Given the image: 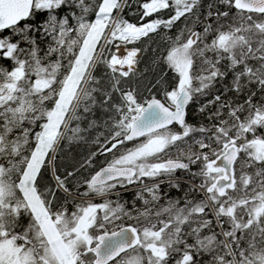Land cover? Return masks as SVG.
Listing matches in <instances>:
<instances>
[{
  "label": "rangeland",
  "instance_id": "rangeland-1",
  "mask_svg": "<svg viewBox=\"0 0 264 264\" xmlns=\"http://www.w3.org/2000/svg\"><path fill=\"white\" fill-rule=\"evenodd\" d=\"M229 1L171 0L169 10L173 12L169 16L150 15L141 21L143 14L163 10L166 0L140 5L137 0H35L34 9L55 13L58 23L51 48L57 49L54 54L61 59L53 66H34L39 62L30 48L19 46L18 42H26L27 38L18 26L9 33L13 37L14 32H20L18 40L9 42L6 36L0 40V217L11 212L14 222L16 215L28 208V212L32 210L31 222L34 220L29 228L31 237L10 234L8 226L0 221V264H92L90 248L98 233L126 223L135 224L161 202L164 194L154 187L159 183L149 184L146 191L136 185L128 190V196H114V202L107 197L100 204L92 197L76 196L70 191L84 190L83 183L94 167L107 161L88 158L105 145L102 138H108L110 132L113 138L123 137L142 101L157 97L172 105L184 87L192 99L187 124L178 133L187 132V137L177 139L174 130L149 135L128 146L125 154L119 151L109 157V163L136 164V179H142L157 172L154 167L162 158L180 155L187 165L189 162L188 174L199 182H192L185 175L165 176V184L178 181L180 185H176L174 193L182 199L199 186L206 201L193 210L187 208L174 224H164L173 236L168 246L162 236L165 230L153 231L152 222L141 223L142 243L114 264H144V255L162 264L167 247L174 249L181 244L183 248L178 247L176 253L169 250L173 254L167 264H264V52L257 54V45L250 50L246 41L242 46L244 40L238 33L248 32L263 18L239 14L223 21L220 17L229 10ZM134 4L142 10L136 23L122 16L125 9L136 8ZM118 13L122 19L116 23H123L109 30L116 25ZM131 24L135 26L128 30ZM111 31L113 40L105 44ZM193 31L198 33L195 43L189 41ZM121 32L129 33L130 38L119 41ZM234 38L241 45L239 57L232 55ZM76 45L79 49L75 50ZM119 45L140 52L138 64L125 79L124 74L107 66ZM18 53L24 59L18 61ZM66 56L71 61L62 67ZM2 58L10 63L9 69ZM96 59L94 74L82 91ZM229 71L232 72L227 75ZM59 72L62 78L56 80L58 90L46 112L48 119L38 123L37 132L30 131L45 113L46 101H50L49 92L43 89L52 85ZM231 75L233 80L225 84ZM224 126L230 129L228 134ZM230 143H235L239 151L234 166L236 183L217 193L208 188L223 173L210 169L209 162ZM76 151L82 153L81 166L86 165L74 172L68 163L75 153L78 155ZM52 164L56 183L49 171ZM41 171L45 172L39 189L36 179ZM204 189L209 192V199ZM206 216H210L207 221ZM29 224L24 221L23 228ZM188 236H194L197 242L188 244Z\"/></svg>",
  "mask_w": 264,
  "mask_h": 264
},
{
  "label": "water",
  "instance_id": "water-1",
  "mask_svg": "<svg viewBox=\"0 0 264 264\" xmlns=\"http://www.w3.org/2000/svg\"><path fill=\"white\" fill-rule=\"evenodd\" d=\"M32 1L0 0V29L16 25L22 19L27 18L31 10ZM235 4L239 9L246 12L264 13V0H235ZM195 39L196 33H193L191 40L195 41ZM189 99V93L183 89L174 102L175 109L173 110L159 100L151 99L143 112L132 123L126 140L138 138L168 127L173 122H178L181 125L184 121V110ZM236 157V147L229 146L213 164L214 168H223L228 176V179L222 178L217 181L218 190H222L232 184L230 177ZM179 164L183 165L177 161L165 162L168 167H175ZM134 174L135 170L130 167H105L92 178L90 184L98 185L117 178H131ZM97 240V244L92 248V252L95 255L93 264H108L123 252L135 247L139 242V236L134 227L125 226L112 233L100 234Z\"/></svg>",
  "mask_w": 264,
  "mask_h": 264
},
{
  "label": "trees",
  "instance_id": "trees-1",
  "mask_svg": "<svg viewBox=\"0 0 264 264\" xmlns=\"http://www.w3.org/2000/svg\"><path fill=\"white\" fill-rule=\"evenodd\" d=\"M226 8H229V10L225 11L220 17L223 21H225L226 18H229L232 15L245 14V13L239 11L235 7L233 0H230L228 2ZM129 15L130 14L128 12V16ZM247 15H249L250 17H252L254 19H260L261 17L263 19L261 22L254 24V26L248 32H241V31L238 32L241 35L240 38L244 40L241 42V44L243 46L245 44V41H246L248 43L247 46L250 47V50H253L252 47L257 45L258 46L257 47L258 53H261V51L264 52L263 51L264 50V15H255V14H247ZM126 19L136 21L137 18L127 17ZM217 20H219L218 17H217ZM56 25H57L56 16L54 14H50L46 10H35V9H33L29 18L22 21L20 23V25L18 26L22 30V33H24L26 35V38H27L26 42L25 41H19L18 42L19 46H27L30 48V52L33 53V56H35V58L39 62L38 64H35L34 66H37V65L41 66L42 63H44V64L47 63V65L49 64L48 66H53V64L55 65L57 62L60 61L61 58H58L57 56L54 55V53L57 51V49L55 50V49L51 48V44L54 43V39H55L54 37H55L56 29H57ZM11 32H13V31L5 30V31L0 32V40H3V38L5 36H6V38L9 37L10 36L9 33H11ZM235 34H237V33H235ZM13 35H14L13 37H9V42L10 41L15 42L16 39L18 40V38H20V32H18V33L14 32ZM14 38H15V40H14ZM240 47H241V45L239 46L238 43L236 42L235 38H234V44L232 47L233 57H236V56L239 57V53H240V49H241ZM50 48H51V51H50ZM61 49H63V48H61ZM73 49H75V50L78 49V46L77 45H76V47L73 46ZM47 52H48V54H47ZM17 55H18L17 56L18 61H19V59H24V57L20 53H18ZM68 55L69 54H67V56ZM205 55H206V53L204 54V56ZM67 56H66V58H63L64 59L63 61H66L68 59ZM201 56L202 55H200L199 57H201ZM199 57H196V61H198V62H199ZM55 59H57V60L55 61ZM1 61L4 65L9 66L7 59L2 58ZM258 101L261 102V99H259ZM46 112H47V110L45 111L44 114H42V116L39 119V122H41L45 118ZM43 116H44V118H43ZM38 129H39V127H38V124L36 123V124L31 126L30 131L35 132ZM224 131L226 134H228L230 132V129H228V126H224ZM16 137L19 138L20 135H16ZM20 139H22V138H20ZM76 152H78V151H76ZM77 156L75 153V155L72 157V162L68 163L69 165L67 164L68 167L70 168V171H74L75 170L74 168L76 165L83 163V161L80 162V158H82V153L78 152ZM67 165H65V166H67ZM88 194L90 195L91 193L88 192ZM176 200L178 201L177 198H176ZM201 200H202V197H201ZM174 206H175V204L171 205V207H166L165 209H161V210H164L166 213L161 212L160 210L155 212V210H154L151 213H149V215H147L146 217L149 219L151 217H155V216L157 217L158 216V217H165L167 219V218L173 216V212L175 211ZM171 208H172V210H171ZM184 211H185V208L182 209V212H184ZM143 220H145V217H143ZM24 221H25V217L23 215H19L15 218L14 227L10 226V228L12 230L16 231V233H17V232L21 231V228H23V222ZM164 224H168V223H165V222L150 223V226L153 227L154 230H156L158 228L165 226ZM143 226H145V225H143ZM14 231L12 233H15ZM162 236L165 239V245L168 246L169 240H171V238H172V235L170 234L169 229H166L165 234H162ZM176 247L177 248H174V249H173V247H171L170 249L167 247V255H166L167 261H169L172 258L170 256V254H173L172 253L173 251H169V250H175L174 251L175 253L177 251H179L176 249H178V247H180V246L178 245ZM166 260H165V258H163L162 264H167ZM143 261H144V264H156L154 261V258L149 257L147 255H144Z\"/></svg>",
  "mask_w": 264,
  "mask_h": 264
},
{
  "label": "flooded vegetation",
  "instance_id": "flooded-vegetation-1",
  "mask_svg": "<svg viewBox=\"0 0 264 264\" xmlns=\"http://www.w3.org/2000/svg\"><path fill=\"white\" fill-rule=\"evenodd\" d=\"M101 1V0H100ZM143 2H145V0H143ZM142 10L140 9V12H141ZM140 12L137 10V14H140ZM122 16H124L123 14H122ZM90 17H93V14H91L90 15ZM120 17H119V13L116 15V18H115V21L114 22H117V20L119 19ZM117 19V20H116ZM120 19H122V18H120ZM123 23V20H121V21H119L118 23H116V25H112L111 26V29H115V28H119L120 26H121V24ZM97 64H98V60L96 59L95 60V68L97 67ZM96 97H97V95L95 96V99H96ZM51 103H50V101H46V104L45 105H50ZM30 126V125H29ZM168 130H174L175 131V134H174V137H176L177 139L178 138H184L185 139V133L184 132H182V133H179L178 134V130L175 128V127H172V128H169V129H165V130H163V131H160V132H158V133H164V132H166V131H168ZM107 137H105V138H102L103 140V142H104V146H101V147H98L97 149H95L94 150V156L92 157V158H88L89 160L88 161H94L95 160V162H97L98 161V159L99 158H103V159H105V160H107V161H103V162H101V163H98V165H97V167H94V169H93V172H92V174L91 175H94L101 167H103V166H105V165H117V164H112V163H109L110 161H111V159L109 158V157H114L115 156V154H118L119 153V151H120V153H123V154H125L126 153V151H127V148H128V146H130L131 144H134L135 142H138L139 140H137V141H132V142H126V141H124V137H117V138H113V135L111 134V132H110V134H109V137L106 139ZM169 158L170 159H180V160H183L182 158H181V156L180 155H177V154H171V155H169ZM185 163H186V159L185 160H183ZM94 162V163H95ZM83 165H85V164H83ZM82 165V166H83ZM120 166H122L121 164H119ZM118 165V166H119ZM81 164H79V165H76L75 166V170H74V172L76 171V170H78V169H81ZM191 169V167H190V165H189V162H188V165H187V163H186V167L185 168H183V169H171V170H168V169H166V172H171L172 174H174V175H172V176H182V177H184V175L185 176H187L188 178H190L191 177V175L190 174H188V171ZM191 181H196V182H199V179H196L195 177L194 178H191ZM121 182V183H120ZM121 184V185H120ZM127 184H128V181H118V182H116L115 183V188L116 189H118L119 187L120 188H122V186L124 187L123 189H121L119 192L120 193H118L117 194V197H118V195L119 196H121V197H125V196H128V194H129V189H128V187H127ZM167 184H165V183H161L159 186L158 185H156V186H154L155 188H157L161 193H163L164 195L162 196L163 198H162V201L161 202H163V203H169L170 204V206L171 205H173V204H175V201H173V200H171L172 199V197H173V195H174V198L176 199L177 197H178V195L177 194H175L174 192H176L177 193V187L176 188H171L170 190H166V189H164V187L166 186ZM180 185V184H179ZM111 186V184H104V185H100V186H97V187H89L90 188V190L92 191V192H94V194H96L98 191H96V190H98V189H100V190H102V191H105L106 189H108L109 187ZM185 186V185H184ZM147 187H151V186H147ZM147 187H143V190L144 191H146L145 189L147 188ZM82 188V186L80 187V189ZM213 188V185H211V186H209V190L210 189H212ZM110 189H112V187L110 188ZM76 190V189H75ZM179 191H181V188H180V190ZM111 193V192H110ZM109 193V194H110ZM145 193H147V192H145ZM93 194V196H96V195H94ZM108 194V195H109ZM112 195L110 194V199L114 202V200H113V197H111ZM160 196H161V194H160ZM104 196H102V197H100V198H98V199H96V201H97V203L98 204H100L103 200H104V198H103ZM186 197H189L190 199L189 200H185L186 199ZM193 197H197V198H199V195H194L193 193H192V191H189L188 193H187V195L185 196V197H183V199L182 198H177L178 199V202L179 203H183L184 204V206H187V204L192 200V198ZM105 198H107V197H105ZM161 202H159L158 204H156L154 207H152L150 210H149V212H151L152 210H157V208L160 206V203ZM190 205V204H189ZM183 206V207H184ZM173 212V211H172ZM196 219V218H195ZM189 220H191V217L189 218ZM206 221H207V218H206ZM118 227H116V228H114V229H112V230H110V231H113V230H115V229H117ZM183 232H184V229L182 230ZM188 238H189V240H191L192 239V241H194L195 243L197 242V239H195V237L194 236H188ZM187 238V239H188ZM194 242H191V244H193ZM181 246H184V244H181ZM180 246V247H181ZM192 249V248H191ZM193 250V249H192Z\"/></svg>",
  "mask_w": 264,
  "mask_h": 264
},
{
  "label": "bare ground",
  "instance_id": "bare-ground-1",
  "mask_svg": "<svg viewBox=\"0 0 264 264\" xmlns=\"http://www.w3.org/2000/svg\"><path fill=\"white\" fill-rule=\"evenodd\" d=\"M136 2V0L134 1L133 0V3H135ZM137 2L139 3V5L141 4V2H143V0H137ZM217 2V1H216ZM62 3V2H61ZM207 4H209V3H207ZM135 5V7H136V4H134ZM204 5V4H203ZM225 6V5H224ZM58 7V6H57ZM225 8V7H224ZM137 10L140 12V10H139V8L138 7H136V8H130V9H125L124 10V12H123V15H124V18H127V17H132V18H139V16H140V14H141V12H140V14H137ZM213 10V9H212ZM219 10V9H218ZM225 10V9H224ZM128 12H129V16H128ZM217 12V11H216ZM227 13V12H226ZM220 14V13H219ZM151 18V17H150ZM210 18V17H209ZM214 19H215V17H213ZM208 19V18H207ZM117 20V19H116ZM213 20V19H212ZM133 21V20H132ZM40 22V21H39ZM203 23V22H202ZM58 24V23H57ZM203 26V25H202ZM205 27V26H204ZM139 32V30H138V28H136V32ZM122 33V32H121ZM130 35H131V32H130ZM14 36V35H13ZM23 36V35H22ZM112 37H113V34H112V31L111 32H109V34H108V37H107V40L108 41H110V40H113L112 39ZM120 40L121 41H126L127 39H128V37L130 38V36H129V33H122V34H120ZM55 38V37H54ZM76 47V46H75ZM120 47V46H119ZM57 48V47H56ZM68 48V47H67ZM56 50V49H55ZM264 51V50H263ZM77 52V51H76ZM262 52V51H261ZM211 53V52H210ZM257 54H260V53H258V50H257V52H256ZM47 54H48V52H47ZM262 54V53H261ZM55 55V54H54ZM138 52L136 51V50H134V49H130V48H126V47H123V46H121L120 48H117L114 52H113V54H112V57H111V59H110V63H109V67L112 69V70H114V71H117V72H120V73H122V74H124V75H127L129 72H131V71H133L134 69H135V62H136V60H137V58H138ZM240 55V54H239ZM1 56V55H0ZM56 56V55H55ZM255 57H256V55H255ZM57 59H55V61H56ZM235 63V62H234ZM47 64V63H46ZM144 64V63H143ZM49 65V64H48ZM142 65V64H141ZM226 65V64H225ZM44 66V65H43ZM46 66V65H45ZM225 68V67H224ZM37 72V71H36ZM231 72L232 71H229L228 72V74L227 75H229V74H231ZM235 72V71H234ZM224 73V72H223ZM137 74V73H136ZM233 75H234V73H233ZM233 75H231V76H227L226 77V80H225V84H227V83H229V82H231L232 80H233ZM228 77H229V79H228ZM109 78V77H108ZM232 78V80H230ZM111 79V78H110ZM116 79V78H115ZM222 82V81H221ZM236 85V84H235ZM133 86V85H132ZM219 87H220V83H219V85H218ZM217 86V87H218ZM102 87V86H101ZM218 87V88H219ZM130 89V88H129ZM216 89V88H215ZM140 90H142V89H140ZM218 90V89H217ZM224 90V89H223ZM226 90V89H225ZM215 91V90H214ZM228 91V90H227ZM227 91H224V92H226L227 93ZM141 92V91H140ZM232 93V92H231ZM247 92H245L244 94H246ZM143 94V93H142ZM218 94V93H217ZM222 95V94H221ZM136 96V95H135ZM204 97V96H203ZM223 97V96H222ZM230 97V96H229ZM241 97V96H240ZM29 98V97H28ZM157 98V97H156ZM97 99V98H96ZM100 99V98H99ZM225 99V98H224ZM1 101V100H0ZM224 101V100H223ZM230 100H228V102H229ZM94 102V101H93ZM263 102V101H262ZM204 103V102H203ZM227 103V102H226ZM230 103V102H229ZM2 105V104H1ZM44 107H45V111L46 110H49L50 108H51V104L50 105H44ZM200 107V106H199ZM71 109V108H70ZM197 114V113H196ZM201 114V113H200ZM30 115V114H29ZM90 115V114H89ZM42 116V115H41ZM91 116V115H90ZM81 117V116H80ZM64 118V117H63ZM82 118V117H81ZM197 119V118H196ZM42 120V119H41ZM96 120V119H95ZM115 123V122H114ZM219 123V122H218ZM99 124H100V122H99ZM95 126V125H94ZM102 126H103V124H102ZM205 126V125H204ZM87 128V127H86ZM92 129V128H91ZM98 130H99V128H98ZM234 130V129H233ZM103 131V130H102ZM105 131H107V130H105ZM37 132V131H36ZM98 132V131H97ZM224 132V131H223ZM92 133V132H91ZM95 133V132H94ZM99 133V132H98ZM35 134V133H34ZM107 135V134H106ZM95 136V135H94ZM101 136V135H100ZM108 136V135H107ZM88 138V137H87ZM93 138H95V137H93ZM27 139V138H26ZM96 140V139H95ZM78 141V140H77ZM93 141V140H92ZM99 141H100V139H99ZM29 142V141H28ZM78 143V142H77ZM82 143V142H81ZM73 144V143H72ZM85 144H86V142H85ZM70 145V144H69ZM89 145V144H88ZM87 146V145H86ZM18 148V147H17ZM74 151V150H73ZM66 152V151H65ZM89 156V155H88ZM87 158V157H86ZM51 161H52V159H51ZM87 162V161H86ZM85 162V163H86ZM86 165V164H85ZM73 169V168H72ZM52 176H54V175H52ZM33 179V178H32ZM192 182H195V183H197L196 181H192ZM191 182V183H192ZM195 183H192L194 186H195ZM198 185V184H197ZM196 189V188H195ZM199 190V189H198ZM196 197H193L192 198V200L193 199H195ZM68 205H70V204H68ZM166 207H171L170 206V204L169 203H163V202H161L160 203V206L157 208V210H155V212L156 211H158V210H160L161 212H165L164 210H161V209H165ZM190 207V205H188V206H184L183 208H185V210L187 209V208H189ZM69 208V207H68ZM168 210V209H167ZM171 210H172V208H171ZM152 211H154V210H152ZM151 211V212H152ZM150 212V213H151ZM166 213V212H165ZM163 214V213H162ZM172 214V213H171ZM156 217V216H155ZM158 217V216H157ZM141 225V224H140ZM260 236V235H259ZM173 237V236H172ZM95 241V240H94ZM185 242V241H184ZM188 244H191V242H194V241H192V239L191 240H189L188 239V241H186ZM142 243V242H141ZM177 243V242H176ZM195 243V242H194ZM193 243V244H194ZM193 247V246H192ZM182 248H183V246H182ZM181 248V249H182ZM177 250V249H176ZM184 250V249H183ZM204 250V249H203ZM210 250V249H209ZM182 251V250H181ZM200 253V252H199ZM165 254V253H164ZM195 256V255H194ZM175 261V260H174Z\"/></svg>",
  "mask_w": 264,
  "mask_h": 264
}]
</instances>
